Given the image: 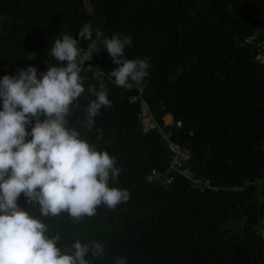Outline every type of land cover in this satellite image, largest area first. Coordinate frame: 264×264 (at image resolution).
<instances>
[{
  "label": "trees",
  "instance_id": "16d2710c",
  "mask_svg": "<svg viewBox=\"0 0 264 264\" xmlns=\"http://www.w3.org/2000/svg\"><path fill=\"white\" fill-rule=\"evenodd\" d=\"M85 24L103 36L81 66L93 71L80 74L85 91L68 126L116 159L121 171L109 186L130 198L79 222L43 217L23 194L18 207L60 235L62 252L77 239L100 243L103 255L87 253L89 264H264V68L254 61L264 0H0V78L32 66L39 79L57 63L54 42L78 39ZM113 34L132 39L124 58L150 65L142 85L125 89L106 76L116 66L102 39ZM95 70L104 75L93 79ZM101 83L111 106L88 129V89ZM142 103L154 123L148 131ZM169 143L189 151L187 176L172 164ZM152 171L157 179L146 180Z\"/></svg>",
  "mask_w": 264,
  "mask_h": 264
},
{
  "label": "clouds",
  "instance_id": "9594fccd",
  "mask_svg": "<svg viewBox=\"0 0 264 264\" xmlns=\"http://www.w3.org/2000/svg\"><path fill=\"white\" fill-rule=\"evenodd\" d=\"M94 33L91 25L85 24L78 30V39L67 34L57 39L49 51L57 63L48 64L39 79L32 66L20 70L17 76L0 78V264H89L85 259L87 253L96 258L103 255L100 243L93 241L89 245L78 239L62 252L58 246L60 235H50L45 223L18 207L21 194L28 204L38 205L41 216L67 213L76 222L95 216L99 206L115 209L130 198L127 190L109 186V180L117 179L121 171L116 167V159L106 151H98L68 126L70 109L85 91L80 74L93 71L90 65L84 69L81 66L99 52L96 40L103 34ZM263 35L264 32L258 41ZM79 39L89 41L85 50L77 47ZM131 43V37L124 34L102 39L104 51L116 66L106 76L125 89L142 85L150 67L143 59L124 58V50ZM256 53L257 46L254 61L259 64ZM102 75L95 70L93 79ZM88 91L95 97L84 109L86 127L91 129L100 109L110 107L111 101L103 83L99 91L91 86ZM140 109L142 128L145 124V131L154 128L143 103ZM29 125L30 132L26 130ZM28 136L31 140L26 142ZM173 146L189 155L176 166L181 175L187 176L189 151L174 143L167 144L172 160ZM164 175L167 177L168 173ZM154 176L152 171L146 180L157 179ZM261 235L264 236V230ZM115 264L127 262L119 258Z\"/></svg>",
  "mask_w": 264,
  "mask_h": 264
},
{
  "label": "built area",
  "instance_id": "2783aa9c",
  "mask_svg": "<svg viewBox=\"0 0 264 264\" xmlns=\"http://www.w3.org/2000/svg\"><path fill=\"white\" fill-rule=\"evenodd\" d=\"M255 60L261 66L264 67V35L261 38V40L258 42ZM178 149L179 148L177 146H173L171 149V152L174 153V156H173L174 162L180 164V163L185 162L189 158V155L187 152H180Z\"/></svg>",
  "mask_w": 264,
  "mask_h": 264
},
{
  "label": "rangeland",
  "instance_id": "374dc122",
  "mask_svg": "<svg viewBox=\"0 0 264 264\" xmlns=\"http://www.w3.org/2000/svg\"><path fill=\"white\" fill-rule=\"evenodd\" d=\"M171 122H172V118L171 117H165L164 118V123L165 124H169ZM143 123H144V120H143ZM143 128H144V130H147L148 129V127L146 126V124H145V127H143Z\"/></svg>",
  "mask_w": 264,
  "mask_h": 264
},
{
  "label": "bare ground",
  "instance_id": "6f19581e",
  "mask_svg": "<svg viewBox=\"0 0 264 264\" xmlns=\"http://www.w3.org/2000/svg\"><path fill=\"white\" fill-rule=\"evenodd\" d=\"M166 117H170V116L168 115V116H166Z\"/></svg>",
  "mask_w": 264,
  "mask_h": 264
}]
</instances>
